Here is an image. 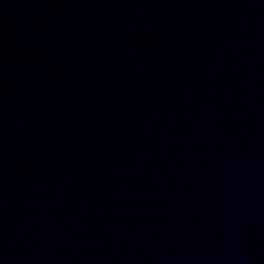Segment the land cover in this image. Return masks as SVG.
I'll use <instances>...</instances> for the list:
<instances>
[{
    "label": "water",
    "instance_id": "1",
    "mask_svg": "<svg viewBox=\"0 0 264 264\" xmlns=\"http://www.w3.org/2000/svg\"><path fill=\"white\" fill-rule=\"evenodd\" d=\"M0 264H264V0H0Z\"/></svg>",
    "mask_w": 264,
    "mask_h": 264
}]
</instances>
